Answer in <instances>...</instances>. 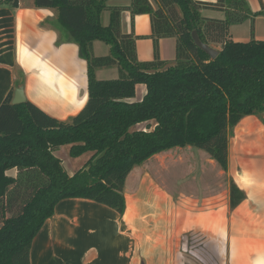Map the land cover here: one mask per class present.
Instances as JSON below:
<instances>
[{"label":"trees","instance_id":"obj_1","mask_svg":"<svg viewBox=\"0 0 264 264\" xmlns=\"http://www.w3.org/2000/svg\"><path fill=\"white\" fill-rule=\"evenodd\" d=\"M107 1H34V8L53 12L56 26L77 46L86 63L88 99L66 121L51 118L28 100L12 105L13 89L2 100L0 264H29L32 241L62 200H89L122 216L126 177L154 155L191 147L227 172L228 130L244 118L264 115V40L233 42L227 31L256 16L245 0H129L132 27L134 17H150L154 54L145 62L137 57L138 38L121 33L124 9L109 8ZM18 6V0H0V8ZM202 9L225 10L227 16L205 19ZM193 32L208 47L219 43L216 59L196 48ZM163 38L175 39V59L169 64L160 60ZM94 42L104 44L108 55L93 53ZM111 67L118 71L116 79L97 78V70ZM135 85L146 87L140 102L133 101ZM140 124L145 128L137 129ZM63 146L70 159L86 158L71 176L53 155ZM12 169L16 178L6 175ZM228 193L234 210L245 193L233 182Z\"/></svg>","mask_w":264,"mask_h":264},{"label":"crops","instance_id":"obj_2","mask_svg":"<svg viewBox=\"0 0 264 264\" xmlns=\"http://www.w3.org/2000/svg\"><path fill=\"white\" fill-rule=\"evenodd\" d=\"M18 1L17 9L0 8V104L11 89L22 85L26 100L51 118L66 121L77 115L88 99L84 62L79 58L77 46L56 26L52 11L34 8L35 0ZM195 1L215 4L217 0ZM245 1L256 16L229 27L228 35L233 42L240 43L264 40V13L261 12L264 0ZM129 4V0L107 1L109 8L124 9L120 15L121 33H132L138 38L135 42L138 60L151 61L154 51L150 17L146 14L134 17L132 27ZM200 14L209 20H225L227 16L225 10L216 9H202ZM107 19L108 16L105 24ZM101 45L94 42L93 53L108 55V48ZM210 48L219 51L220 45L210 43ZM174 49L175 39L163 38L159 42L160 60L172 63ZM109 69L117 71L114 67ZM98 71L104 73L103 69ZM134 88L133 101L140 102L146 87L135 85ZM246 123L237 126L240 129ZM150 124L153 129L155 124ZM165 153L152 156L130 171L123 190L125 211L122 216L89 200L76 198L58 202L53 217L45 221L32 241L29 264H264V221L233 223L232 217L227 221L225 217L224 223L215 224L214 194L174 199L170 193H164L146 169L155 163L153 158ZM53 155L62 162L69 176L86 162L84 156L70 159L66 146ZM207 161L218 167L213 160ZM65 162H69L67 168ZM229 168L230 161L227 172L219 169L228 179L231 178ZM17 173L12 169L6 175L16 178ZM246 185L239 189L247 192L249 185ZM228 192L229 188L226 201L219 206L224 213L226 207L231 211ZM171 200L175 204L172 224L153 225L152 217L156 214L162 217L164 211L159 209L164 210V206L161 205ZM102 214L106 215L107 228ZM95 226L100 230L84 231Z\"/></svg>","mask_w":264,"mask_h":264},{"label":"rangeland","instance_id":"obj_3","mask_svg":"<svg viewBox=\"0 0 264 264\" xmlns=\"http://www.w3.org/2000/svg\"><path fill=\"white\" fill-rule=\"evenodd\" d=\"M102 16L103 22L105 23L108 10ZM101 46L102 48L106 47L104 44ZM82 61L86 69V63L84 60ZM103 70L104 73L101 74L99 71L96 72L99 80H109V78L118 77V71L113 72L110 69ZM261 118L264 120V115L261 117L244 118L242 123H248L244 124L243 127L239 129L242 125L241 123L238 125L239 127L237 126L232 130H228L230 179L220 174L218 167L209 165L210 163L207 160L211 159L203 151L191 147L179 150L176 148L171 149L172 151L153 158L155 163L149 164L146 172H150L154 183L161 186L164 193H170L174 199L182 196L184 198V196L191 197L198 194L199 196L200 194L206 195V193L209 195L214 194L216 206L215 224H221L222 221L224 223L225 217L226 221L232 217L233 223L264 221V124L260 120ZM138 128L144 129L145 126ZM57 154L59 155L60 152H57ZM68 164L69 162H65L64 165L66 168ZM254 164L256 165V171L253 172ZM232 182L238 188H243L248 184L249 190L247 192L243 191L246 194V200L244 199L240 203L241 205L239 204V209L236 208L235 210H231V212L226 207L225 211L227 212L224 213L220 211L219 206L226 201V192ZM166 204L167 202L161 205V207L164 206V210L158 208L164 211L162 217L157 214L152 217L151 221L153 225L160 227L161 223L166 226L172 224L175 216V213H173L175 204L173 200L168 203L169 205L167 204L166 206ZM94 205L105 208V206L95 202ZM99 214H101L100 211ZM102 216L105 218L104 226L106 227V215L102 214ZM95 230H100V227L95 226L94 229L91 227V229L84 231Z\"/></svg>","mask_w":264,"mask_h":264},{"label":"water","instance_id":"obj_4","mask_svg":"<svg viewBox=\"0 0 264 264\" xmlns=\"http://www.w3.org/2000/svg\"><path fill=\"white\" fill-rule=\"evenodd\" d=\"M192 39L197 49L199 48L200 50H203L210 57L211 60L216 59L219 53L218 50H213L207 45L203 44L200 41L196 32L192 33ZM13 91L14 93H13V98L11 101L12 105H20L21 103H24L26 101V97H25L22 85H19V87L14 89Z\"/></svg>","mask_w":264,"mask_h":264}]
</instances>
